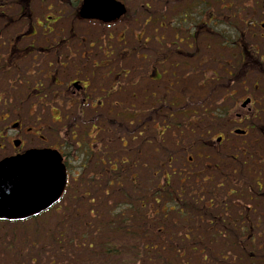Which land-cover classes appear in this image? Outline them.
Here are the masks:
<instances>
[{
  "label": "flooded vegetation",
  "instance_id": "1",
  "mask_svg": "<svg viewBox=\"0 0 264 264\" xmlns=\"http://www.w3.org/2000/svg\"><path fill=\"white\" fill-rule=\"evenodd\" d=\"M121 116H166L185 155L239 156V264H264V0H0V160L42 146L66 159L70 143L96 156Z\"/></svg>",
  "mask_w": 264,
  "mask_h": 264
},
{
  "label": "trees",
  "instance_id": "2",
  "mask_svg": "<svg viewBox=\"0 0 264 264\" xmlns=\"http://www.w3.org/2000/svg\"><path fill=\"white\" fill-rule=\"evenodd\" d=\"M149 150L137 157L117 155L116 165L123 166L102 167L100 181L88 187L85 182L96 169L83 171L85 182H73L60 203L38 217L0 221V264H234L239 258L236 222L227 219L224 243L207 248L213 237L207 224L198 226L207 210L196 208L204 193L184 190L181 199L171 186L162 191L158 183L165 169ZM166 154L164 164L172 158ZM144 157L150 162L146 170L140 162ZM129 159L131 170L124 167ZM175 173L170 174L174 180L194 179L188 172ZM181 225L191 228L190 234L179 233Z\"/></svg>",
  "mask_w": 264,
  "mask_h": 264
},
{
  "label": "water",
  "instance_id": "3",
  "mask_svg": "<svg viewBox=\"0 0 264 264\" xmlns=\"http://www.w3.org/2000/svg\"><path fill=\"white\" fill-rule=\"evenodd\" d=\"M62 160L58 150L30 149L0 161V219H25L58 201L67 184Z\"/></svg>",
  "mask_w": 264,
  "mask_h": 264
},
{
  "label": "rangeland",
  "instance_id": "4",
  "mask_svg": "<svg viewBox=\"0 0 264 264\" xmlns=\"http://www.w3.org/2000/svg\"><path fill=\"white\" fill-rule=\"evenodd\" d=\"M228 39H229V42H231L230 40L231 39H234V33H233V31L232 32H230V33H228ZM234 55H237L236 53H234V50L232 49V50H228L227 51V57H228V59H232V60H234L235 59V56ZM223 66L225 67V66H227V64L226 63H223ZM223 67V68H224ZM218 96H220V93H218L217 94V97ZM53 127H55V126H53ZM50 138H53V136L52 135H50ZM52 141V140H51ZM133 149H135V147L133 148ZM103 156V155H102ZM69 161L70 162H72V164H75L76 162H75V158L74 157H70L69 158ZM140 162H142V165H144V167H145V170H146V168H147V166H146V164H148V163H150L146 158H144V159H142V160H140ZM179 162H175L174 164H173V166H178L179 164H178ZM226 163H232V161L229 159V158H227L226 159ZM77 164V163H76ZM141 168H143V167H141ZM93 169H95V168H93ZM101 171H103V170H100V171H97L96 173H94V174H96L97 176L96 177H93L92 175H91V177H89V179H88V181H87V187L88 186H91V181L93 182V183H96L97 181H100V178L102 177V175L100 174V172ZM129 172H131V171H129ZM80 178L82 179V182H85V177L83 178V175L81 174L80 175ZM94 178H97L96 180L94 179ZM94 179V180H93ZM163 180V178H161V181ZM81 189L84 191L85 190V188H82L81 187ZM4 226V225H3ZM5 226H7V228H9V225H7V224H5ZM21 226V224H19V225H17L16 226V229L18 228V227H20ZM26 226H28L27 224H26ZM1 232H4V229L2 228L1 229Z\"/></svg>",
  "mask_w": 264,
  "mask_h": 264
}]
</instances>
